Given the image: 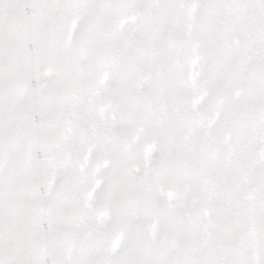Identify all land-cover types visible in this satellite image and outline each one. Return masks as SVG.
Wrapping results in <instances>:
<instances>
[{"label": "snow or ice", "instance_id": "obj_1", "mask_svg": "<svg viewBox=\"0 0 264 264\" xmlns=\"http://www.w3.org/2000/svg\"><path fill=\"white\" fill-rule=\"evenodd\" d=\"M0 264H264V0H0Z\"/></svg>", "mask_w": 264, "mask_h": 264}]
</instances>
